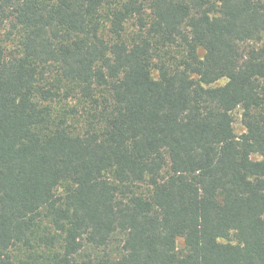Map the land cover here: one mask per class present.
I'll list each match as a JSON object with an SVG mask.
<instances>
[{
    "label": "trees",
    "instance_id": "1",
    "mask_svg": "<svg viewBox=\"0 0 264 264\" xmlns=\"http://www.w3.org/2000/svg\"><path fill=\"white\" fill-rule=\"evenodd\" d=\"M0 264H264V0H0Z\"/></svg>",
    "mask_w": 264,
    "mask_h": 264
},
{
    "label": "rangeland",
    "instance_id": "2",
    "mask_svg": "<svg viewBox=\"0 0 264 264\" xmlns=\"http://www.w3.org/2000/svg\"><path fill=\"white\" fill-rule=\"evenodd\" d=\"M226 82V80H221L219 81V84H224ZM233 126H234V129H235V132L237 135L241 134L243 132V126L241 124V121H240V111L239 109H237L235 112H234V123H233Z\"/></svg>",
    "mask_w": 264,
    "mask_h": 264
}]
</instances>
